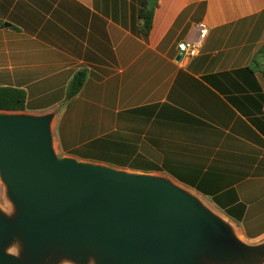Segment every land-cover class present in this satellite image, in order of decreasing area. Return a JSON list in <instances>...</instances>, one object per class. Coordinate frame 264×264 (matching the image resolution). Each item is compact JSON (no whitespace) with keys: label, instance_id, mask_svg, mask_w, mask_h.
<instances>
[{"label":"crops","instance_id":"obj_1","mask_svg":"<svg viewBox=\"0 0 264 264\" xmlns=\"http://www.w3.org/2000/svg\"><path fill=\"white\" fill-rule=\"evenodd\" d=\"M144 2L0 0V87L24 90L31 114L66 102L60 146L137 136L140 153L242 241L264 242V0H157L146 38ZM198 23L202 50L178 63ZM79 71L87 79L66 100Z\"/></svg>","mask_w":264,"mask_h":264},{"label":"water","instance_id":"obj_2","mask_svg":"<svg viewBox=\"0 0 264 264\" xmlns=\"http://www.w3.org/2000/svg\"><path fill=\"white\" fill-rule=\"evenodd\" d=\"M157 0H147L153 10ZM54 112H0V264H264V242L170 177L58 157ZM14 239L20 259L5 255Z\"/></svg>","mask_w":264,"mask_h":264},{"label":"rangeland","instance_id":"obj_3","mask_svg":"<svg viewBox=\"0 0 264 264\" xmlns=\"http://www.w3.org/2000/svg\"><path fill=\"white\" fill-rule=\"evenodd\" d=\"M62 103H57L58 105H56V104L52 105L51 104V109L53 108V110L51 112H54L56 115L53 122H52V126H51V132H52V137H53V150L58 157H71V158H75V159L80 160V161H87V162H93V163L112 166V167H115V168H117L119 170H123V171H128V172H133V173H147V174H152V175H159V176L168 177L167 175L163 174L160 171H158V172L144 171L143 168H136L135 167V166H141V165H145V164L150 163L149 159L140 153L139 141H137V140H139V138L137 136H133V138L131 139V137L124 136L122 133H115V134H111V135L104 134V135L97 137V138H94V139L93 138H86V140L84 142L74 144L70 147L60 146L57 142V139H56L55 125H56L57 113H59L60 110L64 108V105H65L64 103H66V102L63 101ZM33 107H35V106H33ZM36 107H47L48 108L49 106L37 105ZM21 113H29V112H26V110H25ZM100 138L101 139L106 138V139L113 140V141H121V143H124V144L131 143L130 146L128 145L130 150L127 149L125 151L126 152V156H125L124 155L125 153L123 151H120L119 149H114L113 147H112V149H110V146L104 147L102 145H97V151H93L95 156H96V159L88 158L87 157L88 156L87 151L92 150L89 145L91 144V142H93L97 139H100ZM135 138H137V139H135ZM105 153L108 156H110V155L116 156V158L118 160L124 162L126 165L123 167L122 166H115V165H111V164H108L106 162L99 160V157H102ZM5 194H6L5 193V187L2 184V182L0 181V209L3 211H11V206H10ZM204 203L208 207L211 204L208 201H205ZM216 213L218 214V212H216Z\"/></svg>","mask_w":264,"mask_h":264},{"label":"trees","instance_id":"obj_4","mask_svg":"<svg viewBox=\"0 0 264 264\" xmlns=\"http://www.w3.org/2000/svg\"><path fill=\"white\" fill-rule=\"evenodd\" d=\"M154 15L153 10L148 9L147 2H144L138 12V32L139 34L146 38L150 30L152 28V20ZM258 56L264 57V45L259 49ZM262 78L264 80V69L262 71ZM87 79L86 71L77 72L72 79L70 80L67 90H66V100L72 99L78 95L80 90L82 89L85 81ZM25 103H26V94L24 90L14 89L8 87H0V112H23L25 111ZM134 135H130L131 139ZM137 139V138H135ZM138 141V140H137ZM97 145H102L104 147L110 146L114 149H119L123 151L126 156V150H130L129 146L131 143H121V141H113L106 138L97 139L89 145L92 150H88V158L96 159V156L93 151H97ZM129 145V146H128ZM93 146V147H92ZM131 152V151H130ZM99 160L106 162L115 166H125L126 164L116 158L114 155L108 156L106 153L99 157ZM136 168H143L144 171H162L160 168L156 167L152 163H148L141 166H135Z\"/></svg>","mask_w":264,"mask_h":264},{"label":"built area","instance_id":"obj_5","mask_svg":"<svg viewBox=\"0 0 264 264\" xmlns=\"http://www.w3.org/2000/svg\"><path fill=\"white\" fill-rule=\"evenodd\" d=\"M195 29V35L192 38L177 44L178 63L186 64L199 56L208 35V28L203 23H198Z\"/></svg>","mask_w":264,"mask_h":264},{"label":"clouds","instance_id":"obj_6","mask_svg":"<svg viewBox=\"0 0 264 264\" xmlns=\"http://www.w3.org/2000/svg\"><path fill=\"white\" fill-rule=\"evenodd\" d=\"M23 251V245L18 239H14L10 244L4 249L5 255H8L15 259H20L21 253ZM87 264H96L94 257H89Z\"/></svg>","mask_w":264,"mask_h":264}]
</instances>
